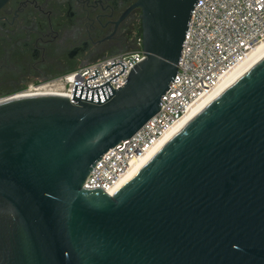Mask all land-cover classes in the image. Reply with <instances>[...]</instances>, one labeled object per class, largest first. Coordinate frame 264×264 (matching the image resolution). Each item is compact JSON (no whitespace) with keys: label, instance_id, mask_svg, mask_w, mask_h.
<instances>
[{"label":"water","instance_id":"95a60500","mask_svg":"<svg viewBox=\"0 0 264 264\" xmlns=\"http://www.w3.org/2000/svg\"><path fill=\"white\" fill-rule=\"evenodd\" d=\"M198 0H137L144 60L113 90L0 102V264H264V57L112 196L92 168L160 109ZM5 0H0V5Z\"/></svg>","mask_w":264,"mask_h":264},{"label":"built area","instance_id":"2783aa9c","mask_svg":"<svg viewBox=\"0 0 264 264\" xmlns=\"http://www.w3.org/2000/svg\"><path fill=\"white\" fill-rule=\"evenodd\" d=\"M264 41V0H198L182 44L177 72L161 97V109L132 137L120 142L87 176L86 189L112 196L132 163L142 157L175 126L198 101L208 96L221 79ZM141 38L125 53L106 57L51 81L29 87L21 97L58 95L70 100L73 85L87 88L109 82L113 90L126 83L129 73L144 60Z\"/></svg>","mask_w":264,"mask_h":264},{"label":"flooded vegetation","instance_id":"af4514ba","mask_svg":"<svg viewBox=\"0 0 264 264\" xmlns=\"http://www.w3.org/2000/svg\"><path fill=\"white\" fill-rule=\"evenodd\" d=\"M137 0H5L0 5V102L132 50Z\"/></svg>","mask_w":264,"mask_h":264},{"label":"bare ground","instance_id":"6f19581e","mask_svg":"<svg viewBox=\"0 0 264 264\" xmlns=\"http://www.w3.org/2000/svg\"><path fill=\"white\" fill-rule=\"evenodd\" d=\"M264 57V41L252 50L246 59L239 63L233 70L224 76L213 91L196 104H194L187 114L173 126L160 141L147 151L142 157L134 161L120 183L121 188L125 185L152 157L155 155L172 137H174L189 121H191L206 105L220 95L225 89L232 85L239 77H241L253 65Z\"/></svg>","mask_w":264,"mask_h":264}]
</instances>
